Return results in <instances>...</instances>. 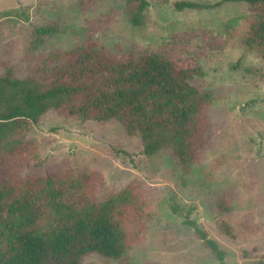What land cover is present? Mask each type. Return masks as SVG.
Masks as SVG:
<instances>
[{
	"label": "rangeland",
	"instance_id": "374dc122",
	"mask_svg": "<svg viewBox=\"0 0 264 264\" xmlns=\"http://www.w3.org/2000/svg\"><path fill=\"white\" fill-rule=\"evenodd\" d=\"M178 1L222 0H149L140 27L131 23L125 0H0V73L8 65L16 76L35 74L53 52L95 39L117 57L157 51L200 64L205 74L196 83L213 93L211 145L187 174L167 153L144 154L141 139L116 120L80 122L50 110L39 124L20 126L25 132L16 150L33 157L22 176L94 170L106 180L98 197L141 181L156 217L145 242L129 253L132 264H264V58L242 44L251 9L239 0L179 10ZM51 23L62 31L31 50L35 28ZM8 163L4 155L0 185L16 167ZM222 199L232 200V212L219 211ZM222 219L260 231L232 238L220 231ZM190 222L220 243L224 261L203 245ZM83 264L119 262L91 254Z\"/></svg>",
	"mask_w": 264,
	"mask_h": 264
},
{
	"label": "trees",
	"instance_id": "16d2710c",
	"mask_svg": "<svg viewBox=\"0 0 264 264\" xmlns=\"http://www.w3.org/2000/svg\"><path fill=\"white\" fill-rule=\"evenodd\" d=\"M125 1L131 23L143 26L149 0ZM228 1L239 0L214 5L178 1L176 7L208 9ZM243 1L252 15L242 44L264 58V0ZM61 31L56 23L36 27L31 50ZM5 68L0 73V159L7 155V168L16 167L0 185V264H83L91 254L132 264L129 253L145 242L156 217L150 189L136 180L98 197L106 180L90 169L22 176L33 158L16 150L25 132L22 124L37 125L50 110L80 122L116 120L141 139L144 154L167 153L187 174L211 145L213 93L196 83L205 74L203 67L157 51L117 57L89 39L53 52L35 74L21 77ZM217 208L228 214L233 202L222 199ZM190 223L203 245L224 261L220 243ZM218 226L232 238L260 231L223 219Z\"/></svg>",
	"mask_w": 264,
	"mask_h": 264
}]
</instances>
